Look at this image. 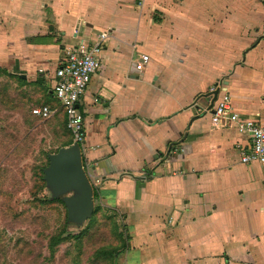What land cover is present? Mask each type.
I'll use <instances>...</instances> for the list:
<instances>
[{
  "label": "crops",
  "instance_id": "0c3cea01",
  "mask_svg": "<svg viewBox=\"0 0 264 264\" xmlns=\"http://www.w3.org/2000/svg\"><path fill=\"white\" fill-rule=\"evenodd\" d=\"M94 30L109 36L78 102L81 160L126 235L118 264H264V164L241 163L247 136L210 122L228 93L264 124V0H0V82L26 123L58 108L57 60ZM58 120L66 147L61 109L45 119Z\"/></svg>",
  "mask_w": 264,
  "mask_h": 264
},
{
  "label": "rangeland",
  "instance_id": "374dc122",
  "mask_svg": "<svg viewBox=\"0 0 264 264\" xmlns=\"http://www.w3.org/2000/svg\"><path fill=\"white\" fill-rule=\"evenodd\" d=\"M2 84L0 264H118L116 257L124 246L121 237L126 235L115 214L100 208L90 220L75 226L67 223L63 204L48 202L51 195L41 179V169L47 165V154L65 142L61 120L55 124L40 119L26 123V107L20 105L23 98H13L17 88ZM10 103L16 104L9 109ZM56 236L64 240L51 250ZM102 251L112 252V257L96 254Z\"/></svg>",
  "mask_w": 264,
  "mask_h": 264
},
{
  "label": "built area",
  "instance_id": "2783aa9c",
  "mask_svg": "<svg viewBox=\"0 0 264 264\" xmlns=\"http://www.w3.org/2000/svg\"><path fill=\"white\" fill-rule=\"evenodd\" d=\"M108 36L107 31H90L86 39H80L74 47L64 49L57 60L53 75L52 95L58 101V108L41 105L31 109V114L42 120L52 117L61 109L65 127L71 136V144L78 145L81 159L86 157L88 150L85 145L84 117L78 102L91 76L102 65L100 52ZM147 61V55H139L134 61V70L141 73ZM214 89L215 86L211 87L210 92ZM190 108L195 109V104L192 103ZM210 122L213 129L235 127L238 133L247 136L248 145L240 151L241 163L264 164V124L241 118L232 108L228 93L221 95L212 107ZM191 172H194L193 168Z\"/></svg>",
  "mask_w": 264,
  "mask_h": 264
},
{
  "label": "water",
  "instance_id": "95a60500",
  "mask_svg": "<svg viewBox=\"0 0 264 264\" xmlns=\"http://www.w3.org/2000/svg\"><path fill=\"white\" fill-rule=\"evenodd\" d=\"M43 181L51 198H60L68 222L75 226L89 220L94 211L93 188L82 167L77 144L60 147L47 155Z\"/></svg>",
  "mask_w": 264,
  "mask_h": 264
},
{
  "label": "trees",
  "instance_id": "16d2710c",
  "mask_svg": "<svg viewBox=\"0 0 264 264\" xmlns=\"http://www.w3.org/2000/svg\"><path fill=\"white\" fill-rule=\"evenodd\" d=\"M41 174H42V169H41ZM41 179L43 180V174H42V178H41ZM43 182H44V181H43ZM48 202H49V203L60 202L61 204H63L62 201H61L60 199H58V198H50ZM98 210H99L98 207H97V208H94V211H93V213H92L91 218L93 217V215L95 214V212H97ZM91 218H90V219H91ZM90 219H89V220H90ZM66 221H67V223L73 225L72 223L68 222L67 218H66ZM75 237H77V236H75ZM121 239H122V237H121ZM63 240H64V238H62L61 236L53 237V238H52V242L50 243V249L53 250V247H55L56 245H58V244H59L61 241H63ZM96 254H97V255H101V257H103V258H107V259H109V258L112 257V252H108V251H102V252H100V253H96Z\"/></svg>",
  "mask_w": 264,
  "mask_h": 264
}]
</instances>
